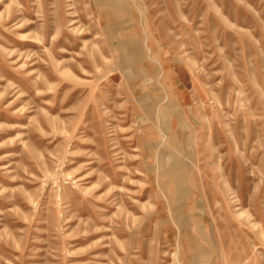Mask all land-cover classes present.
Segmentation results:
<instances>
[{
	"label": "rangeland",
	"instance_id": "obj_1",
	"mask_svg": "<svg viewBox=\"0 0 264 264\" xmlns=\"http://www.w3.org/2000/svg\"><path fill=\"white\" fill-rule=\"evenodd\" d=\"M0 264H264V0H0Z\"/></svg>",
	"mask_w": 264,
	"mask_h": 264
}]
</instances>
